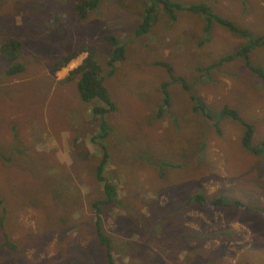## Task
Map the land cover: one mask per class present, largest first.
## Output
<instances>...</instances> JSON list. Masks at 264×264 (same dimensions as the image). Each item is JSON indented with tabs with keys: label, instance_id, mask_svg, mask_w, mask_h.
<instances>
[{
	"label": "rangeland",
	"instance_id": "obj_1",
	"mask_svg": "<svg viewBox=\"0 0 264 264\" xmlns=\"http://www.w3.org/2000/svg\"><path fill=\"white\" fill-rule=\"evenodd\" d=\"M82 1L43 0L41 7L39 0H0V46L7 38L20 39L23 44L21 61L26 66L23 73L14 77L7 75L11 63L0 50V125L16 128H12L11 133L17 132L20 137L16 142L22 140L19 151L32 154L38 153L37 150L48 151L52 165L45 170L46 175L61 181L63 172L69 170V174L79 176L76 187L72 186L73 200L69 203L64 200L56 210L51 206V210H55L52 216L57 217L55 223H65L66 233L74 237V241L91 249L90 256L83 257L82 264H87L88 258L96 261L95 264H107L96 241L92 206L102 194L103 183L96 180V174H88L92 172L89 164L96 169L99 158L89 161L80 153L84 149L93 157V154L102 155L101 146L92 141L93 135L100 132V120L93 119L90 106L85 110L78 109L80 97L76 80L59 85L82 62L86 53H77L67 65L56 73L51 72V65L69 55L80 43L93 44L100 63L108 59L103 35L109 28L113 29L107 15L117 0H102L100 7L85 19H81L75 9ZM207 1L214 11L237 26L253 30L255 36L264 35V0H249L250 6H244L241 0ZM139 4H143L141 0ZM162 20L167 29H172L171 35L161 37L154 32ZM205 24L204 18L195 13L181 12L174 22L163 15L153 30L138 38V42L123 36L128 42L127 59L117 64L115 75L109 76L107 67L104 68L105 83L111 97L119 103V109L110 120L112 132L107 143L116 155L119 154L116 149H120L132 157L149 159L147 166L134 170L140 173L137 176H128L123 170L121 174H115L112 163L106 167V174L117 186L118 194L114 202L103 206L101 228L113 238L110 252L116 263L264 264V156H256L242 147L244 127L233 119L222 118L221 137L209 123L210 118L205 119L192 110L195 101H191V95L183 85V88L173 85V107L163 113L164 119L160 120L161 116H158L165 93L160 92L157 85L168 79L164 66L156 64L162 59L170 61L176 72L192 83V92L202 96L207 107L215 113L226 104L239 109L257 127L253 142L264 140V79L252 74L253 70L246 68L238 58L214 69L209 66L238 50L247 42V37L214 22L211 38H207ZM58 25V31L44 32ZM164 38L174 39L172 48ZM250 59L264 66V47L253 49ZM126 98L128 104L135 106V115L131 119L125 118L126 105L120 103ZM7 100L12 101L13 106L6 103ZM19 119L23 120L25 130L18 127ZM7 129L11 130V127ZM49 131L51 134H47ZM32 145L37 150L31 151ZM3 161L0 159L2 167ZM158 162L160 165L156 164ZM2 167L0 184L2 190H7L12 187L11 181ZM8 167L18 169L16 165ZM34 170L40 173L37 166ZM18 173L25 183L22 187L13 183L12 192L18 194L17 201L7 215L0 207V223L17 224L10 226V231L0 227V264L2 261L5 264L11 253L8 248L14 243L4 236L6 233H12L17 242L23 240V236L30 240L24 227L32 226L38 235H47V231L38 226L43 220L38 221L36 210L41 212L42 207L33 198L51 194L45 189L48 179L32 177L28 172L23 174L22 169ZM145 181L146 184H140ZM128 187L139 191L136 201L130 199L132 192L127 194ZM199 190L206 192L209 198L221 193L238 199L250 209L230 205L231 210H226L190 201L191 195ZM43 197L40 201L46 200V196ZM49 197L51 202L57 200L54 195ZM20 199L32 200L36 205L20 208ZM136 207H140V211ZM160 208L168 209L166 216L157 219L149 216V223H119L115 217L124 211L144 220L142 212L147 215L150 210L151 215ZM3 218L6 220L2 222ZM79 218L84 220L80 222ZM58 241L59 233L55 232L47 243L30 245L16 260H8L7 264H61L47 261V258L58 257L55 246ZM77 262L71 260L70 264Z\"/></svg>",
	"mask_w": 264,
	"mask_h": 264
},
{
	"label": "trees",
	"instance_id": "obj_2",
	"mask_svg": "<svg viewBox=\"0 0 264 264\" xmlns=\"http://www.w3.org/2000/svg\"><path fill=\"white\" fill-rule=\"evenodd\" d=\"M42 1L43 0H39L41 7H43ZM101 1L102 0H83L82 2L76 5L75 9L76 11L77 10L79 11L80 18L85 19L87 18V16L90 15L89 13L91 11L95 10L97 7H100ZM141 1L143 4H139V0L114 1L112 9L107 15L108 24L113 29L109 28L108 29L109 32L106 31L103 35V39L105 45L107 46L108 55H109L108 59H106L105 62L100 63L98 58L97 48L93 44L85 42V43H80L78 47L72 50L69 55L63 57L61 60H56L51 65V72L53 74L56 73L61 67L67 65L68 62L72 60L77 53L80 54L82 51H84L87 54L86 57L83 59V61L80 63V65L74 68L73 71L69 74V76H67L62 81H60L59 85L63 86L68 83H73V81L76 80V88H77L78 96L80 97L78 109L85 110V107L90 106L91 108L90 114L93 117V119L98 121L100 120V125H99L100 132L93 135L92 141H95L98 145L101 146L102 155L95 156V154H93L94 155L93 157L92 154L88 153V151L84 149L81 150L80 153L82 155L85 154L84 157L87 156L86 158L89 161L90 159L99 158L96 169H94L89 164V167L92 172L91 173L88 172V174H92V173L94 175L96 174V180L103 183L102 194L97 199H95L96 201L94 202L92 201L93 202L92 206L96 218V227H95L97 230L96 241L99 248L102 249L103 255L105 254L107 264H120V263H116L112 260V254L110 252L111 250L110 248L112 246L113 238L108 233L103 231L101 228V223H103L102 212L104 213L103 206L104 205L108 206L109 204L114 202L115 197H117L118 194L117 186H115L111 177L106 174V167L108 163H112L113 167L116 168L115 174L116 173L121 174L120 171L123 170L128 174V176H133V172L135 169L143 166H147L149 162V159H140V158L132 157L129 154V152L125 153L120 149H116V151L119 153L118 155H116L115 151L107 143V139L110 138L112 132L110 126L111 125L110 120L112 119V116H115V112L119 109V103L116 102V100L111 97L110 89L105 83L104 68L107 67L109 76H113L115 75L117 64L127 59L128 42L124 40L123 36H130V38L138 42V38L147 35L153 30V28L160 22L163 15H165L169 21L174 22L179 19V13L181 12L199 14L204 18L206 22L205 34L207 38L210 37L211 27L214 22L220 24L222 27L233 29L242 36L247 37V42L244 45H242L238 50L222 57L221 60L211 63L209 65L210 69L217 68L221 64L223 65L225 62H230L234 59L241 58L244 61V63L247 65V67L252 69L253 72H255L259 77L264 78V66L255 64L250 59V52L257 47L264 45V35L255 36L257 34L254 33L253 30L249 28H241L237 26L228 17L224 16L221 13L218 14V12L214 11L212 8V4H210L207 0H191L190 2L184 0H141ZM241 1L245 4L244 6L251 5L249 0H241ZM238 2H240V0H238ZM136 15L138 16L135 17ZM132 20H135L134 23L131 22ZM59 27L60 25L53 26L52 28H49L44 32L52 33L54 31H58ZM61 29H63V27ZM171 31L172 29L166 28L165 20H162L161 24L154 30V32L161 37H163V34L171 35ZM164 40L169 42L170 48H172L171 44L174 39L164 38ZM206 41L207 40H205L204 42ZM202 44H204L203 41ZM22 48H23V44L21 40L15 37L7 38L5 41L2 42L0 46L2 55L6 60H8L11 63L8 64L10 65V67L6 71L7 75L14 77V75L24 72L26 66L21 61ZM156 64L158 66L159 65L164 66L168 78L166 80H163L157 85V89H159L160 92L165 93L164 99L161 101L158 108L159 110L158 116H161L160 120L164 119L165 117L163 113H165L167 109L171 110L173 107V101H172L173 85H180V86L183 85L186 91L191 95V101L192 102L195 101V104L193 105L194 108L192 106V110L194 109V112L200 113L201 115H203L204 118L205 117L210 118L209 120L208 119L207 120L211 125H213L216 128V130L219 132L221 137L223 136V130L220 125L221 124L220 119L224 118V119L236 120L237 122L241 123L244 126L245 134L243 136L242 147L245 150H247L249 153H251V151L254 152L256 156H260V155L264 156V140H262L260 143L253 142L254 134H256L257 132L256 129L257 127H255L253 123L249 122L246 119V117L245 118L242 117L239 109L232 108L229 106V104H226L225 106L222 107V109L219 112L215 113L213 109L207 107L208 104L205 101V99H203L202 96L192 92L194 87L192 83H189L188 79L185 76L177 73L174 65L170 61L160 59L156 61ZM0 69H1V62H0ZM198 70H202V69L198 67ZM54 83L55 82H53L52 80L51 85L53 86ZM122 100L123 98L121 99V101ZM127 101L128 98H126L123 102L120 103H124L126 105L125 118L131 119L133 115H135V112H133L135 106L128 104ZM83 102L87 104H84ZM6 103L9 104L11 103V105L13 106V102L10 100H7ZM76 111L78 112L79 110ZM18 124H20L18 125V127L21 130H25L26 127L24 126L22 119L18 120ZM10 127L11 130L7 129ZM12 128L15 127H12V125H7L6 128H4L0 125V159L4 160L3 161L4 167L2 166L0 167L4 169V172H8V181H11V186H12L7 190H2L3 187L2 184H0L1 185L0 207L2 211L7 215L10 207L18 199V194L12 192V189L14 187L13 183H15V185L18 187H22V185L25 183L24 178H22L18 173L20 169H22L23 174H26L28 172L31 174L32 177H45V179H48L45 184V189L48 193H51L50 195H54L57 198V200L51 202L50 199L51 197H49L50 196L49 194L41 195L33 198V200L39 202L38 205L42 207L41 212L36 210V217L38 218L39 222L40 220H43V223H38V226L40 225L42 229H45L47 231V235L45 236L38 235L33 230L35 228H33L32 226H30L31 228L24 227V229L27 231L26 237H28L30 240H26L24 238L25 236H23V240L17 242V239H13L11 235L12 233H6L4 236L5 237L7 236V238L11 239L14 243L12 244V247L8 248V251L11 253L8 254L5 264H7L8 260H10L11 262L16 260V258L19 257L18 255H22L26 250V248H29L30 245H34L38 243L39 244L47 243L55 232L59 233V241L55 245L57 248L56 251L58 253V257L47 258V261H52L53 263L59 261L62 262L61 264H70L71 260H77L78 261L77 264H82L84 260L83 257L90 256L89 252L91 251V249L82 247L79 243L74 241V237L67 235L66 231L68 227L65 226V223H55L57 217L52 216V213L55 212L56 208L61 206L64 200L67 199L68 200L67 203L73 200L74 192L72 191V186L76 187L75 182L80 181L79 176L71 175V173L69 174L68 173L69 170H65L63 172L61 181L57 177L46 175L45 170L47 171L48 169H50L52 165V162L50 160L51 159L50 154L47 153L48 151H38L37 147L36 146L34 147V145H32L33 148L31 151L37 150L36 152L38 153L32 154L30 151L28 153H25L24 151H19V146H20L19 143H21L22 140L16 142L17 140L20 139V137L18 136L17 132L11 133ZM47 134H51V132L49 131L47 132ZM49 136L50 135H47V137ZM102 141H105L106 143H101ZM152 164L149 165L152 166ZM156 164L160 165V162ZM171 164L172 163L170 162L169 165ZM10 165H16L18 168L17 171L13 167H8ZM176 165L180 166V164H176ZM36 166L39 168L40 173H36V171L34 170V167ZM22 167H26V169ZM15 175H17L15 177V182H12V178ZM134 175L137 176L140 175V173L134 172ZM89 176H90L89 178L92 177V175ZM45 179H43V181ZM65 179L66 181H64ZM145 180L146 181L148 180L146 176H145ZM146 181L144 183L141 182L140 184H146ZM132 190H134V192ZM129 192H132L133 195V196L130 195L132 196L130 199L136 201L135 196L139 191L135 189H131V187H128L127 194H129ZM2 194H4L3 197L1 196ZM22 194L23 197H26L25 193ZM206 194L207 193L204 192L203 190H199L196 193L194 192L193 195H191V197L189 198V200L198 202L202 206H209L212 208L220 207L222 209L227 210L230 209L231 208L230 205H232V206H237L238 209L240 208L250 209V207L245 205L240 200L231 199L230 197H226L221 193L212 196L210 195L211 198H209ZM42 196L44 197L46 196V200L49 199L50 200L40 201ZM116 200H117L116 202H119L118 199ZM30 204L36 205L32 200L20 199V204H19L20 208H22L25 205L29 206ZM51 206H53L55 210H51L52 209ZM136 209L137 211H140V207L139 208L136 207ZM74 210H77V208H75ZM166 211H168V209L160 208L158 212L157 210L153 211L151 215H150V210L148 211L147 215L142 212L141 217H143L144 220H140L138 216L125 213L124 211L119 212L117 215H115V217L117 218L116 221H118L119 223H132V221L134 223H149V216L153 219H157L158 217H165L167 214ZM44 213L46 214V216L43 217L42 215ZM231 213L233 215V212ZM5 220L6 219L3 218L2 222ZM78 220L82 222L84 219L79 218ZM16 225H17L16 223H0V227L3 230L4 227H6V230L8 231L11 230L10 226H16ZM235 233L237 232H234L233 234ZM93 262L96 261H93L91 258L87 259V264H95ZM1 264H4V261H2Z\"/></svg>",
	"mask_w": 264,
	"mask_h": 264
},
{
	"label": "clouds",
	"instance_id": "obj_3",
	"mask_svg": "<svg viewBox=\"0 0 264 264\" xmlns=\"http://www.w3.org/2000/svg\"><path fill=\"white\" fill-rule=\"evenodd\" d=\"M263 47H264V45H262ZM261 47V46H260ZM87 55V54H86ZM86 57V56H85ZM238 59H240L243 63H244V61L241 59V58H238ZM83 61V60H82ZM253 63H255V64H259L260 65V63H258V62H253ZM80 65V64H79ZM78 65V66H79ZM224 65V64H223ZM235 65H236V63H235ZM244 65L246 66V68H249V67H247V65L244 63ZM222 66V65H221ZM252 74H256L255 72H251ZM257 75V74H256ZM260 79H264V78H260ZM263 99V98H262ZM240 114H241V116L242 117H244L243 115H242V113L240 112ZM245 118V117H244ZM235 122H237L236 120H235ZM239 123V122H238ZM239 124H241V123H239ZM242 125V124H241ZM243 126V125H242ZM244 127V126H243ZM245 134V133H244ZM254 136H255V134H254ZM253 140H254V138H253ZM133 174H134V172H133Z\"/></svg>",
	"mask_w": 264,
	"mask_h": 264
},
{
	"label": "flooded vegetation",
	"instance_id": "obj_4",
	"mask_svg": "<svg viewBox=\"0 0 264 264\" xmlns=\"http://www.w3.org/2000/svg\"><path fill=\"white\" fill-rule=\"evenodd\" d=\"M46 218H47V217H46ZM46 218H45V219H46Z\"/></svg>",
	"mask_w": 264,
	"mask_h": 264
}]
</instances>
